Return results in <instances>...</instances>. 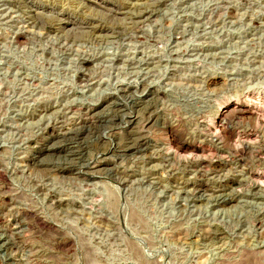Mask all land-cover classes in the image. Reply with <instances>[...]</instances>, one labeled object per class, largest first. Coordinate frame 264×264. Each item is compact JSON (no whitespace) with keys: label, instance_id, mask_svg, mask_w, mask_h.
Instances as JSON below:
<instances>
[{"label":"rangeland","instance_id":"obj_1","mask_svg":"<svg viewBox=\"0 0 264 264\" xmlns=\"http://www.w3.org/2000/svg\"><path fill=\"white\" fill-rule=\"evenodd\" d=\"M0 240V264H264V0H0Z\"/></svg>","mask_w":264,"mask_h":264},{"label":"bare ground","instance_id":"obj_2","mask_svg":"<svg viewBox=\"0 0 264 264\" xmlns=\"http://www.w3.org/2000/svg\"><path fill=\"white\" fill-rule=\"evenodd\" d=\"M63 21V20H62ZM64 24H68L69 26L68 27H70V28H74V27H77V26H81L80 25V23H77V22H75V21H69V20H65L64 22H63ZM82 24V23H81ZM151 95V93H145V94H142V96L140 97L139 95V99H140V102L141 103H145V102H147L149 99V96ZM134 98V97H133ZM137 98V97H136ZM138 99V98H137ZM136 99V100H137ZM253 100V99H252ZM135 102H137V101H135ZM260 102V101H259ZM258 102V103H259ZM114 104H115V102H114ZM136 104V103H135ZM146 104V103H145ZM148 104V103H147ZM137 105V104H136ZM111 106V105H110ZM147 106V105H146ZM112 107V106H111ZM114 107V106H113ZM117 107V106H116ZM233 107V106H232ZM259 107V106H258ZM258 107H254V106H251V107H244V106H235V107H233L231 110H234V111H237L240 115H241V117L244 115V116H247V115H253V114H256L258 111H260V109L258 108ZM110 109V108H109ZM112 110H114V109H110V111H112ZM223 110V109H222ZM229 110V109H228ZM109 111V112H110ZM117 111H118V109H117ZM122 111V110H121ZM227 111V110H226ZM108 112V113H109ZM116 112V111H115ZM119 113V112H118ZM123 113V112H122ZM261 113V112H260ZM111 114V113H110ZM113 115V114H112ZM124 115V114H123ZM116 116V115H115ZM115 116H113L114 118H115ZM120 116V115H119ZM118 117V116H117ZM123 117V116H122ZM121 117V118H122ZM224 117H225V113H221L220 115H219V117H218V121H217V125H218V127H221L222 126V124L224 123ZM240 117V116H239ZM92 118H93V116H92ZM113 118V119H114ZM119 118V117H118ZM107 119V118H106ZM109 119H111V120H113L112 118H109ZM90 120V119H89ZM89 120H87L88 122L87 123H91V121H89ZM109 121V120H108ZM128 121H130V120H128ZM132 121V120H131ZM135 123V121H132V124H134ZM96 124V123H95ZM94 124V125H95ZM88 125V124H87ZM84 126V125H83ZM96 126V125H95ZM93 127V126H92ZM81 128V127H80ZM82 129V128H81ZM98 129V128H97ZM84 130V129H83ZM83 130H80V131H82L83 132ZM86 130V129H85ZM88 130V129H87ZM87 130H86V134H88L89 132H87ZM220 130V129H219ZM78 131V130H77ZM90 131V130H89ZM94 131V130H93ZM130 132V131H129ZM78 133V132H77ZM80 134V133H79ZM85 134V133H84ZM91 134V133H90ZM135 134V133H134ZM75 135V134H74ZM78 135V134H77ZM76 135V136H77ZM85 136V135H84ZM127 136V135H126ZM133 136V135H132ZM138 136V135H137ZM64 137V136H63ZM74 137V136H73ZM87 137V136H86ZM139 137V136H138ZM79 138V137H78ZM80 138H81V136H80ZM102 138V137H101ZM133 137H131L130 139H132ZM62 139V138H61ZM64 139V138H63ZM67 139V138H66ZM72 139V138H71ZM71 139H70V141H71ZM84 139V138H83ZM73 141H74V139H72ZM104 140V139H103ZM134 140V139H133ZM57 141V140H56ZM59 141V140H58ZM64 141V140H63ZM72 141V142H73ZM77 141V140H76ZM140 143L139 144H144V143H146L147 141H145V138H143V137H141L139 140H138ZM68 142V141H67ZM71 142V143H72ZM104 142V141H103ZM137 142V141H136ZM58 143V142H57ZM65 143V142H64ZM70 143V144H71ZM128 143V142H127ZM126 143V144H127ZM66 144V143H65ZM68 144V143H67ZM73 144V143H72ZM129 144V143H128ZM131 145V144H130ZM129 145V146H130ZM134 145V144H133ZM55 146V145H54ZM58 146V145H57ZM60 146H61V144H60ZM72 146V145H71ZM179 146V145H178ZM197 146V145H196ZM66 147V146H65ZM134 147V146H133ZM50 148V147H49ZM48 148V149H49ZM52 148V147H51ZM57 148V147H56ZM62 148V147H61ZM70 148V147H69ZM120 148V147H119ZM139 148H141V147H139ZM138 148V149H139ZM71 150H73V149H71ZM76 150V149H75ZM84 150V149H83ZM117 150H118V148H117ZM116 150V151H117ZM133 150V148H132V145H131V147H126L124 150H122V152H130V151H132ZM200 150V149H199ZM121 151V150H120ZM179 151L180 152H182V153H188V152H190V153H196L197 152V149H196V147H193V146H191V145H181L180 147H179ZM73 152V151H72ZM75 152L76 151H74L73 153L75 154ZM78 152H80V151H78ZM77 152V153H78ZM135 152V151H134ZM70 153V152H69ZM116 153V152H115ZM73 154V155H74ZM122 154V153H121ZM127 154V153H126ZM65 155V154H64ZM69 155V154H68ZM72 155V154H71ZM78 155H80V154H78ZM182 155V154H181ZM66 156H67V154H66ZM70 156V155H69ZM76 157H79V156H76ZM75 158V157H74ZM104 158V157H103ZM71 159H73V158H71ZM102 160V159H101ZM111 161V160H110ZM108 163V161H107V159H103L102 161H100L96 166H95V168H100V167H102V166H104V164H107ZM57 167V166H56ZM89 169V168H88ZM228 201V200H227ZM4 242V241H3ZM2 243V241L0 240V244Z\"/></svg>","mask_w":264,"mask_h":264}]
</instances>
